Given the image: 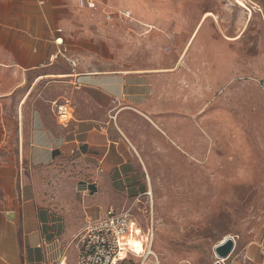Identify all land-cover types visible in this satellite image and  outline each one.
<instances>
[{"label": "crops", "instance_id": "obj_1", "mask_svg": "<svg viewBox=\"0 0 264 264\" xmlns=\"http://www.w3.org/2000/svg\"><path fill=\"white\" fill-rule=\"evenodd\" d=\"M98 1L110 11L126 0ZM133 9L128 35L77 0H0V264H77L88 222L147 195L142 128L151 131L158 106L204 107L208 90L239 76L264 84V0H134ZM139 51L144 64L129 58ZM80 182L72 216L63 207ZM226 264H264V229Z\"/></svg>", "mask_w": 264, "mask_h": 264}, {"label": "rangeland", "instance_id": "obj_2", "mask_svg": "<svg viewBox=\"0 0 264 264\" xmlns=\"http://www.w3.org/2000/svg\"><path fill=\"white\" fill-rule=\"evenodd\" d=\"M116 4L117 9L111 12L130 11L132 16L117 17L114 23L127 24L126 33L134 35L129 26L138 20L134 0ZM194 13L197 19L198 11H191L190 16L194 17ZM232 13L237 15L236 11ZM143 45L147 47L149 43ZM159 46L166 56L169 44L164 40ZM129 58L144 64L149 54L139 51L130 53ZM218 85V90H208L204 107L191 102L188 110L175 102L174 112H167L161 104L154 123H150L151 131L142 128L151 139L145 164L140 161L148 192L127 208L131 207L143 233L152 230L153 254L148 258L128 254L119 264H216L219 260L214 249L227 237L235 240L234 253L261 235L264 84L239 76ZM70 179L67 178L65 196L70 195ZM74 188L72 203L63 207L72 216L82 211L83 191L87 189L83 182ZM132 246L138 248V243Z\"/></svg>", "mask_w": 264, "mask_h": 264}, {"label": "built area", "instance_id": "obj_3", "mask_svg": "<svg viewBox=\"0 0 264 264\" xmlns=\"http://www.w3.org/2000/svg\"><path fill=\"white\" fill-rule=\"evenodd\" d=\"M77 3L80 9H87L94 13L103 12L108 22H113L117 17L129 19L132 16L130 11L114 13L105 10L98 0H77ZM58 33H62V30H58ZM55 42L62 45L63 39L57 38ZM71 64L76 67L77 61L74 60ZM56 110L62 121L69 118L70 107L67 103L57 104ZM153 238L152 230L148 229L146 233H143L130 211L117 213L109 210L105 216L91 220L85 225L80 237L77 264H119L128 254L148 258L153 254ZM134 242L138 243V248L132 246Z\"/></svg>", "mask_w": 264, "mask_h": 264}, {"label": "water", "instance_id": "obj_4", "mask_svg": "<svg viewBox=\"0 0 264 264\" xmlns=\"http://www.w3.org/2000/svg\"><path fill=\"white\" fill-rule=\"evenodd\" d=\"M234 248L235 240L232 237L225 239L219 245H217L214 249V252L219 261L216 264H220L221 261L228 260L232 255Z\"/></svg>", "mask_w": 264, "mask_h": 264}, {"label": "bare ground", "instance_id": "obj_5", "mask_svg": "<svg viewBox=\"0 0 264 264\" xmlns=\"http://www.w3.org/2000/svg\"><path fill=\"white\" fill-rule=\"evenodd\" d=\"M241 6H243V7H245V5L242 3V2H240V1H237Z\"/></svg>", "mask_w": 264, "mask_h": 264}]
</instances>
